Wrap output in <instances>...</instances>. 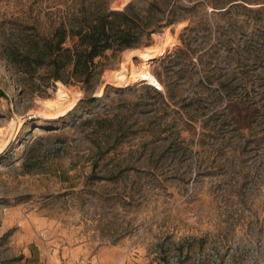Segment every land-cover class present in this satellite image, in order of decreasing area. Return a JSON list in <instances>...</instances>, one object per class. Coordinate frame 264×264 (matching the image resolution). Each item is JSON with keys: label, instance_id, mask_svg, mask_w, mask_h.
Masks as SVG:
<instances>
[{"label": "rangeland", "instance_id": "374dc122", "mask_svg": "<svg viewBox=\"0 0 264 264\" xmlns=\"http://www.w3.org/2000/svg\"><path fill=\"white\" fill-rule=\"evenodd\" d=\"M126 7L164 21L90 81L24 61ZM143 51L163 56L142 79L105 80ZM62 85L78 98L55 114ZM3 142L0 264H264V0H0Z\"/></svg>", "mask_w": 264, "mask_h": 264}, {"label": "trees", "instance_id": "16d2710c", "mask_svg": "<svg viewBox=\"0 0 264 264\" xmlns=\"http://www.w3.org/2000/svg\"><path fill=\"white\" fill-rule=\"evenodd\" d=\"M129 9L75 18V24L69 28L61 22L51 39H43L41 46L34 43V55L31 59L25 57L24 61H33L38 67L48 64L54 81L88 82L99 73L94 63L96 57L106 51L119 53L137 46L142 37H149L164 21L144 22L137 14L129 13ZM166 22L172 23L170 19ZM66 38H75V42L64 47ZM178 53L183 54L181 49H177Z\"/></svg>", "mask_w": 264, "mask_h": 264}, {"label": "bare ground", "instance_id": "6f19581e", "mask_svg": "<svg viewBox=\"0 0 264 264\" xmlns=\"http://www.w3.org/2000/svg\"><path fill=\"white\" fill-rule=\"evenodd\" d=\"M131 50V49H130ZM134 52V51H133ZM136 52V51H135ZM126 60L120 63V68L116 71L108 73L105 77L106 81L113 83L116 86H125L127 81H139L145 76V68L151 60H156L163 56L162 52H147L143 51L139 53L141 57L140 66H136L130 62L131 52L126 54ZM149 79V78H148ZM147 80V79H143ZM149 81V80H148ZM157 81L156 79H151L149 83ZM57 98L55 100L47 99L45 108L49 110H55V114H62L69 110L78 98L77 92H71L65 86H58L55 92ZM11 128V127H10ZM6 144V142L0 143V149Z\"/></svg>", "mask_w": 264, "mask_h": 264}, {"label": "built area", "instance_id": "2783aa9c", "mask_svg": "<svg viewBox=\"0 0 264 264\" xmlns=\"http://www.w3.org/2000/svg\"><path fill=\"white\" fill-rule=\"evenodd\" d=\"M151 85L155 91H164L163 85L159 81H155Z\"/></svg>", "mask_w": 264, "mask_h": 264}]
</instances>
